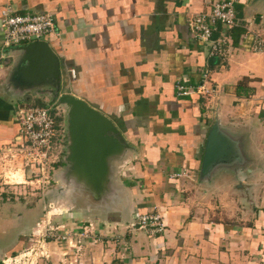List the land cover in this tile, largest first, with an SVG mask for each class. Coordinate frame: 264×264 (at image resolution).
Here are the masks:
<instances>
[{"label": "crops", "instance_id": "obj_1", "mask_svg": "<svg viewBox=\"0 0 264 264\" xmlns=\"http://www.w3.org/2000/svg\"><path fill=\"white\" fill-rule=\"evenodd\" d=\"M217 1L0 0V9L9 4L17 13L52 14L60 37L46 41L64 68L67 91L108 116L129 145L111 161L113 193L101 209L78 190L66 193L87 214L70 212L72 219L93 222L96 239L80 249L89 264H264V187L246 190L259 172L237 188L224 175L198 180L214 120L238 137L245 155L259 157L264 143V50H252L254 39L264 41V0H234V25L244 33L236 45L230 38L226 53L210 65L208 43L196 41L187 23ZM220 36L215 29L213 37ZM4 50L0 94L18 54ZM203 69L208 94L176 95L175 81L193 85ZM242 78L252 91L236 95ZM7 111L0 102V145L21 141ZM182 170L187 176L168 177ZM29 174L26 169L24 179ZM153 209L162 212V232L127 228L135 215Z\"/></svg>", "mask_w": 264, "mask_h": 264}, {"label": "rangeland", "instance_id": "obj_2", "mask_svg": "<svg viewBox=\"0 0 264 264\" xmlns=\"http://www.w3.org/2000/svg\"><path fill=\"white\" fill-rule=\"evenodd\" d=\"M234 13L236 16L239 15L236 4H234ZM211 57L214 58L215 56ZM214 61L216 62V57ZM63 69L60 63L61 74ZM7 88L6 84L4 90H1L0 102L7 107L8 115L12 119L16 109L20 107L19 105L27 107L41 104V107L49 108L50 112L59 116L60 131L56 133L52 141L51 159L54 163L49 169L48 184L42 185L41 181L32 184H12V179L20 182L21 176L17 173L11 175L12 179H7V172L0 166V262L2 264H89V253L81 254L80 249L83 248L86 241L91 243L92 240H90V236H88L89 238L82 237L79 240L78 233L89 231L88 223L90 221L93 224V222L85 220V218L72 219L69 215L70 212H80L82 215H87L84 205L77 197L75 198V195L74 198H70L64 192V188L60 191L58 188L59 181L56 178V173L62 167V158L65 154L66 109L64 106L51 101L50 95L47 93L39 91L9 93L5 90ZM43 89L46 90L47 87L43 86ZM63 90L67 91L68 89ZM239 149L241 152V148ZM253 153L251 156H247L243 163L238 162L228 166L219 165L217 168L220 169L214 170L210 177L211 180L228 176L231 177L232 183L237 188L241 181L252 180L257 171L259 172L258 183L252 181L253 185L251 184L249 188L244 186V188L249 191L253 189L251 187L254 185L263 188L264 143L260 145V154L256 153L259 157ZM51 190L57 194L52 196ZM96 202H93V206L100 208L101 202ZM111 229H114L113 225ZM109 230L108 226L106 231ZM86 233L88 234V232ZM104 234L106 233L104 232ZM10 250L14 253H8Z\"/></svg>", "mask_w": 264, "mask_h": 264}, {"label": "water", "instance_id": "obj_3", "mask_svg": "<svg viewBox=\"0 0 264 264\" xmlns=\"http://www.w3.org/2000/svg\"><path fill=\"white\" fill-rule=\"evenodd\" d=\"M8 49L16 50L18 54L6 79V90L9 93L44 92L50 95L51 101L66 109V145L62 167L56 173L58 188L60 191L64 188L66 193L70 189L78 190L94 202L105 200L113 193L111 161L123 156L128 143L108 116L63 90L66 86L60 60L46 41H32ZM8 49L4 50V54L7 55ZM212 59L209 58L210 65ZM43 86L47 89L44 90ZM241 145L238 137L221 128L214 120L205 136L198 180L204 183L210 181L219 165L243 163L248 155L242 149L240 152Z\"/></svg>", "mask_w": 264, "mask_h": 264}, {"label": "built area", "instance_id": "obj_4", "mask_svg": "<svg viewBox=\"0 0 264 264\" xmlns=\"http://www.w3.org/2000/svg\"><path fill=\"white\" fill-rule=\"evenodd\" d=\"M234 23V0H220L213 2L208 12L194 14L187 25L196 41L208 43L209 56H223L227 50V43L230 41L229 29ZM217 28L221 36L214 38L213 32ZM0 34V58L1 51L11 46L60 37L52 14L48 12L17 13L9 4L0 9ZM252 50H264V41L261 38L254 39ZM67 72L68 76L74 77L73 69H68ZM208 82V70L203 69L195 84H184L177 80L173 87L178 96L192 94L199 96L206 95L211 91ZM15 118L21 141L0 145L1 169L7 172V179H11L10 175L19 173L22 180L18 182L12 179V184L40 183L39 181L42 185L48 184L49 169L54 163L51 159L52 141L56 133L60 131L59 125L58 128L55 127L54 116L50 113L49 108L41 106H20L16 109ZM26 169L30 173L29 179H24ZM183 176H187L184 170L168 174V177L172 179ZM88 227L89 231H86L88 234L86 232L78 233V239L90 236V240L94 242L96 236L93 234L94 226L90 221ZM164 227L162 212L158 209L135 215L127 225L128 229H142L148 234L160 233ZM106 229L108 228L106 227Z\"/></svg>", "mask_w": 264, "mask_h": 264}, {"label": "trees", "instance_id": "obj_5", "mask_svg": "<svg viewBox=\"0 0 264 264\" xmlns=\"http://www.w3.org/2000/svg\"><path fill=\"white\" fill-rule=\"evenodd\" d=\"M239 17V15L236 16V18ZM229 33H230V38H231V43L232 45H236L240 36L244 33V28L242 27V25L240 24H235L233 25L230 29H229ZM235 94H244L247 95L248 92H251L252 89L250 87L247 86L246 84V78H242L240 81L237 82V84L235 85ZM39 106H42L41 104ZM53 116H54V120H55V127L58 128V123H59V116H56L53 112H50ZM54 139V138H53ZM29 172V171H28ZM26 178H30V174L26 176ZM13 251L10 250L8 253H12ZM14 253V252H13ZM0 264H2L0 262Z\"/></svg>", "mask_w": 264, "mask_h": 264}, {"label": "bare ground", "instance_id": "obj_6", "mask_svg": "<svg viewBox=\"0 0 264 264\" xmlns=\"http://www.w3.org/2000/svg\"><path fill=\"white\" fill-rule=\"evenodd\" d=\"M13 175V174H12ZM11 178V175L9 176ZM12 179V178H11Z\"/></svg>", "mask_w": 264, "mask_h": 264}]
</instances>
